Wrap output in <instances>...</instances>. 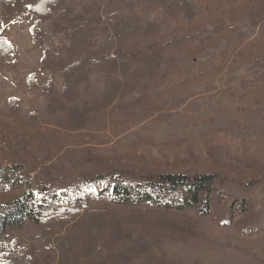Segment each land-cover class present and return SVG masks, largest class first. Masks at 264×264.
<instances>
[{"label": "rangeland", "instance_id": "374dc122", "mask_svg": "<svg viewBox=\"0 0 264 264\" xmlns=\"http://www.w3.org/2000/svg\"><path fill=\"white\" fill-rule=\"evenodd\" d=\"M190 1L196 15L186 19L180 10L139 0H99L91 9L83 7L90 0H68L76 14L97 12L103 19L85 43L81 39L82 55L115 50L117 44H100L112 22L131 16L155 28L126 37L119 58L131 69L142 64V55L159 59L152 74L133 75L131 90L93 112L82 129L66 126V114H51L47 107L49 95L62 99L64 86L52 63L65 62L69 52L62 57L50 39L57 15L42 22L47 50L35 45L39 54L26 70L39 69L22 81L17 97L0 103V165H21L41 196L108 171L138 181L166 173H215L224 198L210 215L151 216V226L142 228L150 249L145 264H264V0ZM204 31L211 37L201 43L196 34ZM57 36L69 46L66 35ZM13 56L5 68L14 66V50ZM32 74L34 86L28 83ZM109 80L101 71L91 73L78 88L77 102L98 101ZM11 195L0 194V202ZM94 208L128 212L108 201H94L81 212ZM50 227L51 240L67 234L56 223ZM40 232L33 226L13 232L25 249L18 264H58L56 256L36 255L33 237Z\"/></svg>", "mask_w": 264, "mask_h": 264}, {"label": "trees", "instance_id": "16d2710c", "mask_svg": "<svg viewBox=\"0 0 264 264\" xmlns=\"http://www.w3.org/2000/svg\"><path fill=\"white\" fill-rule=\"evenodd\" d=\"M90 1L83 6L84 9L94 8L93 3L99 2ZM139 1L157 5L167 12L180 10L186 19L196 15L190 0ZM0 12L14 16L22 23L35 19L30 30L33 42L42 50H47L41 30L42 22L52 20L56 15L62 20L60 24L59 19H55L52 25L54 30L60 29V35L67 34L71 40L66 48L69 52L67 60L52 63L63 76L62 99L56 100L49 95L47 107L51 114L64 112V124L73 125L71 129H82L93 112L111 104L117 97H124L131 90L133 75L139 72L152 74L158 68L156 55H142V64L134 66V69L120 59L122 52L119 47L126 37L146 35L155 28V24L145 25L139 18H117L112 22L113 29L105 34L100 44L101 48L107 49L117 44L116 49H101L104 53L85 56L82 55L80 42L82 39L85 43L93 25L101 22L102 18L97 12L88 16L76 14L68 0H0ZM199 33L196 37L201 43L211 37L208 31ZM13 57L12 46L0 37V64L12 66ZM96 71L110 78L104 85L102 97L98 101L78 103L79 86L87 83L89 75ZM33 80L32 74L28 77V83L34 86ZM11 99L10 102L13 101ZM221 184L220 177L215 173L193 177L166 173L145 176L138 181L125 177L123 173L108 171L97 174L92 180H78L50 189L41 196L34 191L21 165H0V194H12L0 202V264H18L22 260L20 250L25 249L21 248L22 244L13 232L30 226L41 230L33 237L37 245L36 255L56 256L58 264H80L81 258L83 264H145L143 257L149 255L150 249L142 228L151 226V216L163 219L171 213L184 211H196L200 216H208L214 209V203L224 198ZM94 201L113 202L128 212L119 216L117 212L94 208L82 214L81 211ZM51 223H56L67 234L51 240ZM154 239L155 235L149 240L150 243ZM100 245L101 249L98 248Z\"/></svg>", "mask_w": 264, "mask_h": 264}, {"label": "crops", "instance_id": "0c3cea01", "mask_svg": "<svg viewBox=\"0 0 264 264\" xmlns=\"http://www.w3.org/2000/svg\"><path fill=\"white\" fill-rule=\"evenodd\" d=\"M30 26L31 22L28 24L22 23L14 16L0 12V37L7 40L13 47L15 54V63L13 67L5 68L0 65V103H3L4 100L6 101L7 96L17 97L15 92L17 93L19 89L21 90L20 84L22 81H25L29 74L35 73L39 69L34 71L26 70L32 64V56H35L36 53L39 54V49L35 48L33 42ZM57 34H61L60 29L54 30L52 28L51 32H49L53 44L56 45L57 42L59 48H61L59 50L63 57V52L67 51V44L65 42L63 44L62 40L58 39ZM66 40L70 45L71 40L68 35ZM59 55L60 54L57 53V56ZM7 93H9V95H7Z\"/></svg>", "mask_w": 264, "mask_h": 264}]
</instances>
